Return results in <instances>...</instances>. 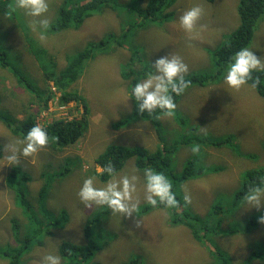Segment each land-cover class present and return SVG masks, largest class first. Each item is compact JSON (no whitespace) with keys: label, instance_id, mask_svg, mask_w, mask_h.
I'll list each match as a JSON object with an SVG mask.
<instances>
[{"label":"rangeland","instance_id":"1","mask_svg":"<svg viewBox=\"0 0 264 264\" xmlns=\"http://www.w3.org/2000/svg\"><path fill=\"white\" fill-rule=\"evenodd\" d=\"M119 1L116 4L111 0L107 7L102 3L99 12L93 11L77 26L63 30H54L51 25L58 13L55 5L60 0H46L47 10L40 16L33 17L21 9L20 21L11 18L2 22L3 27L13 26L2 29L0 38L4 42L10 41L13 48L14 43L18 45L20 57L16 62L30 75L34 86L31 89L20 85L8 69L0 66V108L17 120L31 111L41 123L62 117L81 118L83 102H60L62 91L54 82L45 79L44 72L54 70V63L57 69L65 67L78 51L95 42L106 39L107 42L102 48L94 46L93 56L85 62L79 80L70 87L79 91L90 109L88 129L81 133L76 143L63 148L49 138L45 147L30 156H23L19 154L23 134H12L11 127L0 120L3 151L0 158V264H11L31 218L36 214L50 226L52 233L46 234L45 229L41 244L35 239L24 248L20 264H42V257L49 254L59 256L60 264H68L61 253L62 242L86 243L85 224L97 215L99 220L94 237L99 240L101 251L91 260L86 258L82 264L99 261L120 264L132 253L140 254L143 264H224L225 260L228 264H264V223L259 222L264 207L246 209L243 198H236L239 189L254 180L246 172L264 165V96L248 81L239 89H232L223 78L219 82L213 78L207 80L214 71L213 50L240 24V0H173L164 9L163 16H148L145 20H142L143 11L132 10L130 6L136 3L143 8L148 0ZM124 3L128 6L122 8ZM194 6H199L202 14L189 33L180 26L179 17ZM41 20H47V27L41 26ZM27 27L29 32L24 29ZM29 34L40 40L42 51L38 60L35 49L29 46ZM108 36L115 39L110 40ZM246 48L260 59L258 69H263L264 13ZM171 54L179 56L187 65L184 78L197 74L204 77V84L196 82L186 87L174 100L175 107L170 115L157 113L149 120L139 117L141 120L130 125L113 126L126 116L143 113L137 111V103L131 96L132 77L125 76L128 69L134 68L141 73L143 66H147L151 71L146 73L154 74L152 64L155 60ZM9 56L13 59L10 53ZM47 88L52 89L54 95L49 97L46 105H40L35 90ZM181 135L187 143L177 148L178 153L170 167L181 176L185 164L193 162L195 154L198 158L193 166L195 169L201 166L199 175L190 178L192 180H182L183 185L178 188L183 200L179 208L185 210L183 217L198 214L200 222L217 226L218 230L238 229L237 232L214 235V241L206 238V242L200 243L188 225L175 223L171 209L157 207L143 211V205L147 204L144 171L148 167L138 168L134 157L125 161L114 173V178L135 176V213L123 215L106 205L85 207L79 200L77 192L85 178L92 177L96 187H103L108 182L91 176L90 171L94 168L97 172L102 170L96 165L95 158L109 145L144 146L155 150L158 144H163L170 148ZM208 139L222 141V145H207L200 151L203 141ZM8 145L17 149L14 163L7 159L10 155ZM194 147L196 151H193ZM14 166H19L21 175L26 176L22 185L27 192L23 196L18 195L11 184ZM178 190L172 191L177 193ZM185 194L190 197L189 203L183 199ZM219 203L223 210L229 211L230 217L222 212L220 216L224 220L216 224V217L209 218L208 215L212 206ZM97 226L107 232L100 234L96 231ZM4 247L10 256L3 254ZM216 248L219 253L213 252Z\"/></svg>","mask_w":264,"mask_h":264},{"label":"trees","instance_id":"2","mask_svg":"<svg viewBox=\"0 0 264 264\" xmlns=\"http://www.w3.org/2000/svg\"><path fill=\"white\" fill-rule=\"evenodd\" d=\"M109 1L111 0H60V2L58 4L56 3L55 5V9L58 13L55 17V20L51 22L52 28L54 30H63L69 28L72 25L77 26L80 22L84 20L85 16H90L93 11L95 13L99 12L100 10L98 9L101 8L102 3H105L103 7H107ZM115 1L116 4L120 2L119 0ZM172 1L173 0H148L145 7L142 8L140 4L133 3L130 6V9L141 11V13L144 12V18L142 20L148 19V16L158 18L159 16L164 15V9L167 7V5H170ZM15 5L16 0H0V34L2 33V29H8L13 26L12 25L10 27H3L2 22L5 21V19L12 20L11 18H13L19 21L21 20V9L17 8ZM125 6H128L127 3H124L122 8H125ZM238 11L240 15V24L234 31L228 32L227 38L222 41L216 49L213 50L214 71L207 76V80H209V78H211L212 80L213 78L215 82H219L221 78H223L226 66L231 62L234 54L240 49L246 48L247 45L250 43L254 35V28L257 24V21L259 17L264 13V0H240ZM24 29L29 32L28 27ZM19 35H22V32H20ZM26 38L27 37H25V42ZM108 39H115V37L108 36ZM28 42L32 50L35 49V54L37 55L36 59H40L39 55L42 51V48L40 47V40L30 35V37H28ZM106 42L107 39L104 41L100 40L99 42H95L89 45L90 47L78 51L77 54H75V56L73 57V59H71L69 63L61 69H57V64L53 62L54 70L47 69L44 72L45 79L53 81L55 85L62 91L63 95L60 102L68 103L71 101H82L84 104V112L80 119L77 118L66 120L64 118H57L46 123L45 125H39L45 130L48 137L52 141L59 144L61 147L63 145V148L74 144V142L76 143L81 137V133L85 130L87 131L88 126L90 124V109L88 107L87 101L82 97V95L77 89L71 90L70 87L73 83L79 80L84 70L85 62L93 56L92 53L94 46L100 45L99 48H102L106 44ZM14 44L15 47L13 48L10 45V41L4 42V40L0 38V66L8 69L16 77L20 85L34 89V86L30 82V75L26 71L22 70L21 67L17 64V62H15L19 59L20 56L18 52V45L16 43ZM9 53L12 55L13 59L10 58ZM139 61H143L141 56H139ZM41 66L43 69L42 63ZM128 70L129 71H127V75L125 76L132 77V82L130 83L131 93L133 86L137 82H140V80L145 78L151 71V69H149L147 66H143V68L141 69L143 71H141V73H137V70L134 68H129ZM146 71H148V73H146ZM184 79L188 81V86L196 82H198L199 84H204L205 82L203 80L204 77L197 74L188 76ZM263 81L264 68L254 70L251 73V77L248 79V82H250L252 85L253 83H255L256 90L264 96ZM35 92L37 98L39 99L40 105H46L49 97H51L53 94V92L48 88L44 90H35ZM172 96L174 101L178 98L179 95L172 94ZM157 113L161 114L163 112L160 109H156L150 114L145 111L140 115H129L121 119L120 121L113 123V126L121 127L125 124L130 125L133 122L141 120L138 119L139 117L148 119L152 116V118H154ZM24 116L25 117L23 119L16 123L9 114H7L3 109L0 108L1 121H3L8 127H12V123H16L14 124V127L11 130L16 136L23 134L24 137V134L27 132L28 129H30L33 125H38L37 121L35 120V114L33 112L25 113ZM155 123H158V121ZM169 129L170 127H168L167 130ZM179 137L180 138L176 140L175 143H172V146L170 148H166L163 144H158L155 150H150L144 146L129 147L111 144L105 149V151L100 153L95 158L96 165L99 166L102 170L100 172H97V170L94 168L90 171V174L93 177L97 176V178H99L102 182L107 181L109 180V176L103 171L106 164L110 162L114 168V173H116L124 166L125 161L127 159L134 157L135 164L138 168L145 169L146 167H148V169L163 173L167 177L169 182H173V185L171 184L172 190L174 188L178 190L179 186L181 187V185L183 184L182 180L196 177L201 172L200 165H198L196 169L195 166H193L196 163V158H198L197 154L193 155V162L188 161L185 164L181 176H178L170 167V165L172 164V160L178 153L177 148L180 147L181 144L187 143V140L183 139L184 137L182 135ZM221 142L222 141L208 139L203 141V146H212L215 144L222 145ZM203 146H201L200 151L203 150ZM173 153L175 154L173 155ZM1 156L2 149L0 146V157ZM188 163H190V165ZM11 173L14 176L11 183L12 186L16 188L18 195L23 196L24 193L27 192V189L22 185L23 180H25L26 176L21 175L22 172L19 166H14ZM246 173L254 180H249L241 189H239V191L236 193V198L238 199H242L249 188L264 185V165H261L257 168H253L247 171ZM174 193L176 194V199L178 201L176 207H165L164 205L159 203L156 206L146 204L142 207V209H144L143 211H149L157 207L171 209L173 220L175 221V223L182 222L183 224L188 225L191 229L193 237L200 243L206 242V238H208L210 241H214V235L221 236L222 234H231L237 232L238 229L231 228L218 230L217 226L212 227L207 222H200L198 220V214L183 217L184 215L182 214H184L185 210L183 211L179 208L183 200L180 197L179 190L177 191V193ZM222 212L223 215L230 217L229 211L223 210V207L220 203L214 204L208 216L209 218L215 216L216 219L214 220V222L218 224L224 220V217L220 216V213ZM98 220V215L96 216V218L92 216L87 220L84 229V234L87 237L86 243H74L70 240H65L62 242L61 253L64 256V259L68 262V264H82L83 262H86V258H88V260H91V258L95 254L98 255L100 253L101 245H99V240L94 237V234L96 233L94 229ZM232 221L233 220H231L230 222ZM240 221L242 220L240 219ZM98 227L99 226L96 227V231H100V234H102L103 231L107 232L106 230H99ZM45 229H47L46 234L52 233L50 226L46 225L43 220H41L37 216V214L33 215L28 227L25 230V235L23 236V238H21V247L16 248L15 254L13 255L11 260V264H20L19 259L22 250L28 247L29 244L35 239L38 244L42 243V235ZM90 240L91 244L87 245V242H89ZM213 252L219 253V250L216 248ZM254 252L256 255V251ZM3 254L5 256L6 254L10 256L9 250L5 251V247ZM143 263L144 260L140 254L132 253L128 256L125 261H122L120 264ZM91 264H103V262L99 261L93 262ZM219 264L223 263L220 262ZM224 264H228V261L225 260ZM244 264H250V262H245Z\"/></svg>","mask_w":264,"mask_h":264},{"label":"clouds","instance_id":"3","mask_svg":"<svg viewBox=\"0 0 264 264\" xmlns=\"http://www.w3.org/2000/svg\"><path fill=\"white\" fill-rule=\"evenodd\" d=\"M15 6L25 10L26 14L33 17L40 16L47 10L46 0H16ZM201 14L202 9L199 6L188 9L179 17L180 26L186 32H192ZM39 23L42 27H47V20H41ZM260 66V59L249 49L242 48L234 54L231 62L226 66L223 82L229 88L239 89L248 81L251 73ZM152 67L154 74H149L145 79L137 82L132 88L131 96L137 103L138 112L147 111L150 114L154 110L160 109L165 115H170L175 107L172 94L179 95L188 86V81L184 79L187 65L183 63L179 56L171 54L156 59ZM29 78L31 82V77ZM252 86L255 87V83ZM52 92V95H54L53 90ZM12 119L16 123L21 120L14 117ZM35 120L38 125H33L24 134L23 146L19 149L20 155L30 156L45 147L49 142L47 133L39 126L46 123H41L36 116ZM16 123H12V125ZM13 127H11V130ZM11 133L13 134V132ZM7 147L10 152L7 159L12 163L16 162V147L14 145H8ZM196 150L194 147L193 151ZM103 171L109 176L108 182L103 187H96L92 177L85 178L77 192L79 200L85 207L106 205L113 212L123 215L135 213L137 207V202L133 198L136 187L134 183L135 176L131 178L122 176L119 180H116L114 178V168L110 162L105 165ZM144 181V200L147 204L156 206L159 203L170 208L177 206L176 194L172 191V185L163 173L145 169ZM183 199L185 203L190 202V197L187 194L183 196ZM243 201L247 205L246 209L264 207V185L249 188L243 196ZM259 222L264 223V215L259 217ZM42 264H60V257L51 254L45 255L42 257Z\"/></svg>","mask_w":264,"mask_h":264},{"label":"crops","instance_id":"4","mask_svg":"<svg viewBox=\"0 0 264 264\" xmlns=\"http://www.w3.org/2000/svg\"><path fill=\"white\" fill-rule=\"evenodd\" d=\"M77 119V118H76ZM80 119V118H79ZM159 145H161V144H159ZM203 148H204V146H203ZM204 151H206V150H204ZM234 151H236V149H234ZM175 153H173V155H174ZM6 179H7V177H6ZM192 179H194V178H192ZM192 179H190V180H192ZM183 185V184H182ZM182 185H181V187H182Z\"/></svg>","mask_w":264,"mask_h":264},{"label":"built area","instance_id":"5","mask_svg":"<svg viewBox=\"0 0 264 264\" xmlns=\"http://www.w3.org/2000/svg\"><path fill=\"white\" fill-rule=\"evenodd\" d=\"M48 115V114H47ZM63 118V117H62ZM65 119V118H64ZM69 119H76V117L75 116H71V118H69ZM66 120H68V119H66Z\"/></svg>","mask_w":264,"mask_h":264}]
</instances>
